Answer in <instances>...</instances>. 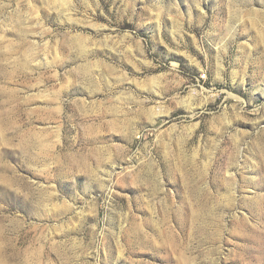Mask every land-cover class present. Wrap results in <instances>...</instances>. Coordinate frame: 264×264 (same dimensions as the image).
<instances>
[{"label": "rangeland", "instance_id": "374dc122", "mask_svg": "<svg viewBox=\"0 0 264 264\" xmlns=\"http://www.w3.org/2000/svg\"><path fill=\"white\" fill-rule=\"evenodd\" d=\"M0 264H264V0H0Z\"/></svg>", "mask_w": 264, "mask_h": 264}, {"label": "bare ground", "instance_id": "6f19581e", "mask_svg": "<svg viewBox=\"0 0 264 264\" xmlns=\"http://www.w3.org/2000/svg\"><path fill=\"white\" fill-rule=\"evenodd\" d=\"M90 135V134H89ZM90 139V138H89ZM91 140V139H90ZM86 169V168H85Z\"/></svg>", "mask_w": 264, "mask_h": 264}]
</instances>
